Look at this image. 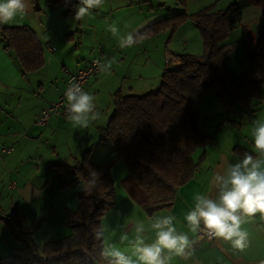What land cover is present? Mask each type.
<instances>
[{
  "label": "trees",
  "instance_id": "obj_1",
  "mask_svg": "<svg viewBox=\"0 0 264 264\" xmlns=\"http://www.w3.org/2000/svg\"><path fill=\"white\" fill-rule=\"evenodd\" d=\"M30 2L36 6L37 0ZM58 4L66 6L64 16L74 12L75 0H47L48 6ZM251 5L264 9V0H239L223 10L212 12V7H207L191 14L190 19L200 32L203 53L180 54V67L166 68L155 90L125 93L119 88L114 92L113 110L102 130L113 148L111 156L94 164L88 160L89 149L81 161L69 166L75 173L74 180L84 183L83 190L77 193L78 206L66 212L71 234L48 239L41 253H37L27 242L31 241V232L22 231L17 236L22 247L0 257V264H100L101 241L95 239V233L102 231V219L114 205L110 170L120 159L128 171L122 182L124 189L146 214L172 207L178 188L192 178L198 165L192 158L193 152L212 141V135L201 122L202 98L214 94L227 112L245 110L250 117L252 99L264 94V29L256 37L250 33L251 40L246 46L250 68L245 73L236 76L224 62L232 46L226 42L228 34ZM188 18L182 11L140 32L150 36L171 28L169 41ZM0 32L6 40L4 48L13 50L24 72L43 66L42 45L30 27L0 25ZM222 124L223 121L219 122L215 129ZM90 170L100 173V178L87 192Z\"/></svg>",
  "mask_w": 264,
  "mask_h": 264
},
{
  "label": "crops",
  "instance_id": "obj_2",
  "mask_svg": "<svg viewBox=\"0 0 264 264\" xmlns=\"http://www.w3.org/2000/svg\"><path fill=\"white\" fill-rule=\"evenodd\" d=\"M143 3L146 6L144 9L138 6L139 2L134 0L121 1L120 4L115 7L111 17L113 19V15L118 11L117 9L120 10L123 8V14L120 15L119 19H116V21L118 20L117 25L122 27L128 24L127 26L130 28L129 31L138 30L140 32L148 25L170 16L169 14H165L155 18L158 14H153L151 12L153 7L149 6L146 1ZM183 5L187 8L186 0H183ZM59 6L61 9L62 4L53 7L57 8ZM40 9L43 10L41 6H34L30 2L29 10L23 18L18 17L13 23L4 26L27 25L35 32L42 45L44 57L43 66L31 72H24L13 50L4 48L6 40L0 41V155L3 148L13 146L12 151L0 156V187L3 185L17 197L20 203L32 205L31 207L33 208L40 206L42 204L40 200L45 198L42 189L43 186L41 185L42 180L36 177H56L54 175L57 170L49 169L50 171L54 170L53 172H49L50 176L49 174L40 176L42 165H46V162H43L37 154V149L40 147V144H37L38 139L35 138L33 132H31L33 135H30L28 138L24 136V134L26 131L32 129L31 127L35 124V119L41 109L50 101L55 100L64 89L65 70L81 68L87 65L92 57L97 55L91 52V56L82 66L69 68L63 65V78L60 82H52L49 78L46 79L45 77H50L48 70L49 56L52 58L50 54H54L49 52L51 51L50 46H46V50L44 47L45 39L48 37V35H46L48 30L51 26H54L55 31H58L59 34L64 36V44L70 43L74 35L68 32L66 30L67 28L64 27L68 22V16L61 15L62 19H60V22L63 24V29L56 30L61 27V23H59L60 25L58 27L57 24H52L54 19L51 21V19L47 18L48 21H45V19L41 17L44 12L41 11L40 13ZM35 15L38 17L36 18ZM113 20L115 21V19ZM46 22L47 25L45 26L44 24ZM185 24H190L189 18L176 30V34ZM190 26L193 25L190 24ZM167 30L168 29L162 30L147 36L142 42L123 49L117 50L113 45L109 44L110 46L104 51L102 57L105 61H111L110 71L107 73L100 72L98 75L92 77L85 88V92L94 97L95 104L100 96L105 98L103 95L107 96V101H109V99L112 100L114 92L119 88L125 93H143L145 90H152L153 87L159 85L161 74L166 68L180 67L179 55L188 53L190 50L186 43L183 52L172 50V41H174L176 37L175 33L169 44L164 42L162 50L151 54L155 36ZM64 31L67 32L65 33ZM198 40L201 42L200 37ZM226 42L228 41L226 40ZM141 54L142 58H140ZM150 61H152L153 64L150 70L148 68L144 69ZM140 66L143 67L142 71H140ZM234 74L240 76L242 73ZM136 90H140L141 92H137ZM206 96L209 95H205L204 98ZM216 101L218 100L216 99ZM106 104L109 105L110 103L107 102ZM108 105L106 108L109 109ZM112 110L113 103L109 113H106L107 116L100 122L97 121L98 123L95 124L96 126L100 125L99 127L101 130L106 126L107 119ZM224 111L226 112L224 118L219 121H223V124L218 130L215 129L216 125L214 127L211 126L212 128L210 129H207L208 126L206 127V131L212 135V141L207 145L196 148L193 152L192 158L198 165L192 178L186 184L178 188L172 207L159 209L151 215H148L142 207L128 195L126 190L121 191L120 195L124 197L123 206L120 207L119 211L113 216L107 217L106 221L103 219L104 223H101L103 241L105 244L111 243L116 248L132 256L135 264H140L136 257L132 255V242L135 241L137 236L135 231L136 224L138 222L143 224L144 232L140 235L145 244H151L155 240V231L151 228V220L155 217L173 215L176 217L174 225L177 232L187 234L190 241H192L191 248L186 249V252H191V255L185 260L183 257L169 254L167 250H165L162 256L167 257L171 255V259L167 260L166 264H264V216L259 212L247 218L246 222L241 225L242 230L247 233V243L243 250L235 249L229 242L215 237L196 240L195 233L188 230L184 220L185 215L194 208L196 195H205L210 199L218 201L219 190L213 177L217 172L224 175L223 166L226 162H239V160L243 158L241 150L247 151L257 156L259 159H264V156H258L254 150L252 138V129L254 125L248 126L258 119L260 113H264V94H262L261 97L252 99V112L250 117H248L245 110L238 109L233 112ZM242 113H244V119L237 121L235 115ZM52 118L48 123L54 124V122H56L55 126L57 128L60 127L59 125L61 122H59V120L65 117L58 116ZM207 119L208 118L205 117L201 118L202 125L208 122L206 121ZM20 131L25 132L19 135ZM85 133L87 134V132ZM91 133L97 135V138L94 139L97 145L104 143V146L107 148L98 162L102 163L111 156L113 148L101 131L100 134L95 130L91 131ZM229 133L233 134V138H240L245 144L241 147L238 144H228L229 140H231V137H228ZM22 135L23 137H21ZM88 137L89 135L86 138ZM14 138H17V143L13 141ZM94 140L92 139L91 142L85 143L82 151L89 145V149L91 150L89 155H92L96 146V144L93 145ZM13 143L15 144L13 145ZM223 149H225V151ZM209 150H212V152L208 154ZM52 164L57 165L56 163H50L49 165L51 166ZM61 171H63V174L64 172L71 173L68 168H62ZM112 173L111 171V174ZM63 177L68 176L64 175ZM49 179L50 178H48V180ZM48 180L45 181L46 186ZM5 181L6 183H4ZM78 182L81 186L84 185L82 181ZM17 207L18 204L16 202L15 208ZM33 213L43 218L42 209ZM36 216L34 217L36 218ZM19 221L22 224L21 220ZM7 223H9V225L6 226L5 223L0 220V257L8 256L13 253L15 249L22 247L21 241L17 237L19 235L18 230L13 227L14 221L13 223L7 221ZM25 223L26 221H24V224ZM62 225V221H60L58 223V229H53V235L50 234V236L46 238L41 236L39 242H36L34 237H32L31 241H27L28 244L33 246L35 252L41 253L42 247L48 239H58L71 234V229L65 225L62 227ZM16 226L19 227L18 224ZM125 235L127 239L122 242L121 238Z\"/></svg>",
  "mask_w": 264,
  "mask_h": 264
},
{
  "label": "rangeland",
  "instance_id": "obj_3",
  "mask_svg": "<svg viewBox=\"0 0 264 264\" xmlns=\"http://www.w3.org/2000/svg\"><path fill=\"white\" fill-rule=\"evenodd\" d=\"M121 1L124 0H104V4L102 5V7L93 9L91 15L86 16L83 20L80 21L73 20L75 11L68 15V22L66 23V25H64V27L67 28L66 30L68 32H71V34L74 35V38L71 39L70 43L68 44H64V36L59 34L58 31H55L54 26L50 27L46 34L48 35V37H46L45 39L44 47L46 50V46H50L51 51L49 52L54 54H50L52 58L49 56L48 70L50 77H45L46 79L49 78L52 82H60L63 78V65L69 68H74V66H82L91 56V52L92 54L98 53V48L101 51V55L104 54V51L110 45H113L117 50L123 49L119 46L118 39L114 37L110 31L107 30L109 24L115 23L117 25L118 20L116 21V19H119L120 15L123 14V8L120 10L117 9V13L113 15V19H115V21L111 17L115 7L118 6ZM134 1L139 2L138 6L142 9L146 7L143 3L144 1H146L149 6L153 7L151 12L153 14H158L155 16V18L163 16L165 14H169L171 16L182 12V10H185L189 17V23L194 26L193 27L190 26V24H185V26L182 27L181 30H179V32L176 34V30L185 23L184 21L176 28L169 41L168 38L171 35V28H169L165 32L158 34L154 38V43L152 44L153 51L151 52V54L162 50L164 42L166 44H169L175 33L176 37L174 41H172V50L176 52H183L185 48L184 45L186 43L191 54L201 55L203 53V43L202 41L200 42V40H198L199 37L201 38L200 32L195 23L190 19L192 18L190 15L207 7H212V12L223 10L230 3L239 0H186L187 8L184 7L183 0ZM77 2L78 0H76V3ZM36 6H41L43 8V10L40 9L39 12H44L42 13L41 17H43L45 21L47 20V18L51 19V21L52 19H54L52 24H57V26L59 27V23H61L60 19H62L61 15L63 16L62 12L66 10L65 5L62 4L61 9L60 6L54 8L53 6L47 5V0H37ZM37 17L38 16H36V18ZM44 25L46 26L47 22ZM127 25L125 24L122 27L117 25V27L120 29V35H125L127 32H129L130 28ZM62 29L63 24L61 23V27L56 30ZM262 29H264V9L259 8L255 5L249 6L243 11L241 20L237 24V27L233 31H231L227 37V41L231 43L232 46L228 54L225 56L224 62L232 70V72L243 74L250 68V60L246 55V46L251 40L250 33L252 34V36L256 37L257 33ZM67 31L64 32L66 33ZM3 40L4 38L0 34V41ZM140 58H142V54L140 55ZM152 65V61H150L147 67H145L144 69L148 68L150 70V67H152ZM142 70L143 67L140 66V71ZM157 87L158 85L153 87L152 90L157 89ZM150 90L151 89H149L148 91ZM137 92L141 91L138 90ZM145 92H147V90H145ZM206 95L209 96L202 98L199 106V113L201 118H208L206 120L208 121V124L203 123L202 126L205 129L208 126L207 129H210L215 125L217 126V123L222 118H224L226 112L224 111L225 109L222 107L221 103L219 101H216L214 94L209 93ZM103 96L105 98L100 96L97 99V105L95 104L96 109L99 112L98 119L94 121L90 120L86 128L74 125L65 117L61 118L62 120H59V122H61L59 125L60 127L56 128V122H54V124L48 123L44 126H38L34 124L31 127L32 129L26 131V133L24 134V136L28 138L34 133L35 138L38 139L37 144H40V147H38L37 149V154L40 156L43 162H46L45 166L42 165L40 176L49 174V172L54 171H50L49 169H56L57 171L54 175L56 177H51L50 174V177H36L42 180L41 185L43 186L42 189L45 196L44 199L40 200L42 201V204L36 208L31 207L32 205L30 206L20 203L17 197L14 196L11 191L7 190L3 185L0 187V220L2 222L10 221V223H13L14 221L13 227L18 230V234L22 231H29L31 232V236L33 235L32 237H34V240L36 242H39L41 240V236L46 238L50 236V234L53 235V229H58V223L60 221H62L63 225L67 226L66 212L67 210H74L78 206L79 201L77 193L84 188V185L81 186L78 182L82 180H74L75 173L71 168H69V166L76 161H81V156L83 155L84 151L90 148L89 145H87V149L85 148V150L83 149L82 151V148H84V144L91 142L92 139L94 140L97 138V135H93L91 131L95 130L98 134H100L101 131L102 133V130L99 127L100 125L96 126L95 124L100 122L105 118V116H107L112 105V100L109 99V101H107V96ZM107 102H109L110 104H106ZM107 105L109 106V109L106 108ZM235 117H237L236 120L239 121L241 119H244L245 116L244 113H242L239 115H235ZM256 121L264 122V113H260ZM253 125L254 122L252 124H249L248 126ZM22 132L25 131H20L19 135ZM29 132L33 133L30 134ZM85 132H87V134ZM88 135L89 137L86 138ZM21 137H23V135ZM228 137H231V140H229L228 144H238L240 145V147L245 144V142L240 138H233V134L231 133L228 134ZM16 139L17 138H14L13 140L15 141V143L18 142L16 141ZM15 143H13V145ZM95 144L96 141L94 140L93 145ZM104 145V143H101L99 145L96 144L92 155H88V160L95 164H99L98 162L100 161V158L106 151L105 149H107ZM225 149L223 150L225 151ZM211 152L212 150H209L208 154ZM50 163H56L58 164V166L55 164H52L50 166ZM62 168H68L71 173L69 174V172H64L63 174V171H61ZM111 171L113 172L112 174ZM127 174L128 171L126 165L121 159L117 160L111 167L110 178L112 179L114 185L115 202L105 215H107L108 213L109 214L107 216L104 215L105 218L103 217V219H105V221L107 217L113 216L117 211H119V208L123 206L124 197L120 195V192L125 190L122 182L126 178ZM64 175L68 177H63ZM48 178L50 179L48 180ZM47 180L48 183L46 186L45 181ZM4 183H6V181ZM16 202L18 204L17 208H15ZM41 209L43 218L39 217L40 215L36 216V214L34 215L33 213ZM34 216H36V218ZM18 219L21 220L22 224ZM24 221H26L25 224ZM17 224L19 227L16 226Z\"/></svg>",
  "mask_w": 264,
  "mask_h": 264
},
{
  "label": "clouds",
  "instance_id": "obj_4",
  "mask_svg": "<svg viewBox=\"0 0 264 264\" xmlns=\"http://www.w3.org/2000/svg\"><path fill=\"white\" fill-rule=\"evenodd\" d=\"M29 3L30 0H0V25L11 24L18 17L23 18L29 10ZM103 4L104 0H78L74 5L73 20H83L91 15L93 9ZM107 30L118 39L121 48L131 47L147 37V33L138 30L120 35V29L115 23L109 24ZM96 67L98 71L107 73L111 69V61L97 62ZM64 95L67 102L65 115L69 122L86 128L90 120L98 119L94 97L85 92L75 79L69 82ZM252 138L254 150L258 156H264V122H254ZM223 168L224 175L217 172L213 177L219 190L218 201L205 195H196L194 208L185 215L184 220L192 233L203 230L212 237L229 242L233 248L243 250L247 243V233L241 225L258 212L264 216V159L245 151L239 162H226ZM99 178L100 173L90 170L87 178L90 187L85 188V191L90 192ZM175 219L173 215H166L151 220V228L155 231V240L151 244H145L140 235L144 232L143 224H136L137 236L132 242V255L140 264H166L171 255L162 256L165 250L169 254L188 259L191 252H186V249L191 248L192 241L187 234L177 232ZM102 236V231H96L95 239L101 241L100 264L105 261L107 264H135L132 256L111 243L105 244ZM126 239L125 235L121 241Z\"/></svg>",
  "mask_w": 264,
  "mask_h": 264
},
{
  "label": "built area",
  "instance_id": "obj_5",
  "mask_svg": "<svg viewBox=\"0 0 264 264\" xmlns=\"http://www.w3.org/2000/svg\"><path fill=\"white\" fill-rule=\"evenodd\" d=\"M98 53L96 56L92 57L87 65L77 68L75 70H65V86L61 93L55 100L50 101L47 105H45L41 111L39 112L38 116L35 119V124L38 126H44L48 123V121L52 117H66L65 109H66V99H65V92L69 87V82L75 79L85 91L86 85L89 83L90 79L100 73L96 67V63L103 60L101 55V51L98 48ZM13 146H7L1 150V155L7 154L12 151ZM0 155V156H1ZM201 228L203 225L201 224ZM204 238H213L205 231L201 230L195 233V239L201 240Z\"/></svg>",
  "mask_w": 264,
  "mask_h": 264
}]
</instances>
